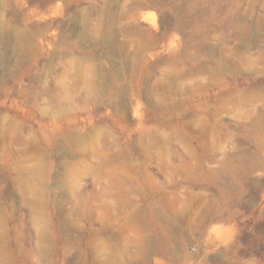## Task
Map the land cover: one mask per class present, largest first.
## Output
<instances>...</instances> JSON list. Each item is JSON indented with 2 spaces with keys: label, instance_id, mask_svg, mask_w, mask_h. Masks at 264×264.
<instances>
[{
  "label": "rangeland",
  "instance_id": "1",
  "mask_svg": "<svg viewBox=\"0 0 264 264\" xmlns=\"http://www.w3.org/2000/svg\"><path fill=\"white\" fill-rule=\"evenodd\" d=\"M0 30V264H264V0H0Z\"/></svg>",
  "mask_w": 264,
  "mask_h": 264
},
{
  "label": "bare ground",
  "instance_id": "2",
  "mask_svg": "<svg viewBox=\"0 0 264 264\" xmlns=\"http://www.w3.org/2000/svg\"><path fill=\"white\" fill-rule=\"evenodd\" d=\"M0 32H1V30H0ZM3 33V32H2ZM7 34V33H6Z\"/></svg>",
  "mask_w": 264,
  "mask_h": 264
}]
</instances>
